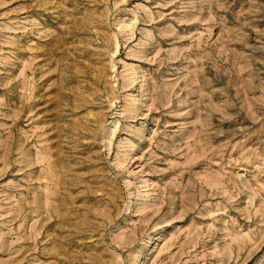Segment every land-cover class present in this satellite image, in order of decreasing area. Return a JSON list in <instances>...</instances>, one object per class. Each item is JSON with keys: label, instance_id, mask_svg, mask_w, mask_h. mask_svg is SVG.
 <instances>
[{"label": "rangeland", "instance_id": "374dc122", "mask_svg": "<svg viewBox=\"0 0 264 264\" xmlns=\"http://www.w3.org/2000/svg\"><path fill=\"white\" fill-rule=\"evenodd\" d=\"M0 264H264V0H0Z\"/></svg>", "mask_w": 264, "mask_h": 264}]
</instances>
